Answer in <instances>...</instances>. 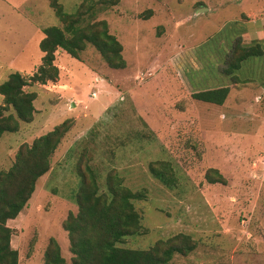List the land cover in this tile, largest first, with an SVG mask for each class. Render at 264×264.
<instances>
[{
    "label": "rangeland",
    "instance_id": "1",
    "mask_svg": "<svg viewBox=\"0 0 264 264\" xmlns=\"http://www.w3.org/2000/svg\"><path fill=\"white\" fill-rule=\"evenodd\" d=\"M58 1L67 13L90 2ZM83 19L81 25L106 21L124 67L108 68L89 44L79 59L57 49L56 81L23 87L36 93L33 117L0 136V170L19 145L64 119L70 123L26 204L6 221L17 264H43L50 238L70 261L61 224L76 212L75 164L82 151L100 191L112 168L127 188L144 193L132 201L139 228L120 246L147 249L183 233L194 248L165 264H264V38L257 40L261 56L245 59L232 77L221 72L230 45L249 44L241 35L252 27L247 23L264 29V0H116ZM50 25L60 23L47 0H0V82L11 71H34L36 28ZM10 58H18L11 67L5 65ZM215 86L229 87L221 105L191 97ZM159 162L173 182L151 174L148 165ZM208 168L223 182H207Z\"/></svg>",
    "mask_w": 264,
    "mask_h": 264
},
{
    "label": "trees",
    "instance_id": "2",
    "mask_svg": "<svg viewBox=\"0 0 264 264\" xmlns=\"http://www.w3.org/2000/svg\"><path fill=\"white\" fill-rule=\"evenodd\" d=\"M47 1L60 25L41 28L43 36L37 46L42 55L30 75L24 76L13 71L0 82V136L5 132H16L19 122L28 123L32 120L36 93L26 91L23 87L56 81L58 68L53 61L57 49L79 59V53L85 44H89L108 68L124 67L121 44L109 33L105 20L81 25L84 15L95 6L114 4L116 0H90L87 4L81 2L72 13L65 12L58 0ZM150 13L151 10L147 9L143 19L148 18ZM262 53L258 41L246 45L235 41L229 47L221 72L232 77L240 69L241 62L259 57ZM228 88L215 86L201 89L192 92L191 97L200 102L221 105ZM69 123L68 118L64 119L44 134L33 138L29 144L19 145L10 166L0 170V264H17V251L9 243L12 228L6 221L18 214L33 191L36 179L48 170L49 157L67 131ZM83 156L82 151L75 164L79 180L73 195L76 212L68 213L61 224L66 232L70 261L65 262L57 242L50 238L43 253V264H165L173 254L185 255L194 248V242L183 233L156 241L147 249L120 246L123 237L135 234L139 228V215L132 201L143 199L144 193L127 188L123 178L112 168L105 173L104 187L100 191L96 173L88 161H82ZM166 168L163 162L148 165L156 179L169 184L173 182V177L167 175ZM204 178L209 183L223 182L221 174L214 168H208Z\"/></svg>",
    "mask_w": 264,
    "mask_h": 264
},
{
    "label": "crops",
    "instance_id": "3",
    "mask_svg": "<svg viewBox=\"0 0 264 264\" xmlns=\"http://www.w3.org/2000/svg\"><path fill=\"white\" fill-rule=\"evenodd\" d=\"M249 12H252V11H249ZM252 13H254V12H252ZM258 21H259V19H258ZM255 22V21H254ZM253 20L252 21H250L249 23H247V24H250V26H252L251 28H248L244 33H242L241 35H242V37H244L245 38V41H243L244 43H250L251 41H254L253 39H249V37H248V34H252V33H254V32H256L257 34H259V35H257V36H255V38H257V39H255L256 41L257 40H261L262 38H264V35H263V33H264V29H261L260 31H258V30H254V28H253ZM260 23V22H259ZM263 28H264V25H261ZM247 28V27H246ZM36 34H37V37H36V39H35V46L37 45V43H38V41L40 40V38H42V36H43V34H42V32L40 31V29H37L36 28ZM247 39V40H246ZM41 55H42V53L40 52L39 54H37V57H41ZM19 58V57H18ZM18 58H10V60H8V63L7 64H5L6 66H13L15 63H16V61H15V59H17L18 60ZM37 59V58H36ZM11 72H13V71H11ZM9 74V73H8ZM6 79V78H5ZM4 79V80H5Z\"/></svg>",
    "mask_w": 264,
    "mask_h": 264
},
{
    "label": "built area",
    "instance_id": "4",
    "mask_svg": "<svg viewBox=\"0 0 264 264\" xmlns=\"http://www.w3.org/2000/svg\"><path fill=\"white\" fill-rule=\"evenodd\" d=\"M91 94H93V93H91Z\"/></svg>",
    "mask_w": 264,
    "mask_h": 264
}]
</instances>
